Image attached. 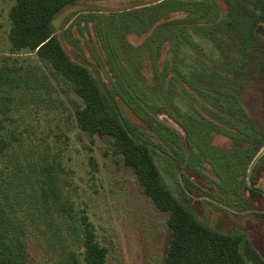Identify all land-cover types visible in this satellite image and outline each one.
Instances as JSON below:
<instances>
[{
	"label": "rangeland",
	"instance_id": "1",
	"mask_svg": "<svg viewBox=\"0 0 264 264\" xmlns=\"http://www.w3.org/2000/svg\"><path fill=\"white\" fill-rule=\"evenodd\" d=\"M152 1L155 0H79L53 17L52 29L69 58L87 66L110 90L105 56L122 64L124 73L137 72L146 87L156 89L171 107L187 111L190 107L176 97L181 89V73L201 91L198 81L219 76L218 66L222 62L211 43L202 37L207 31L206 22L179 33L164 24L163 6H142ZM193 1L211 4V0ZM13 3L14 0H0V68L15 71L31 86L20 82L17 89L0 91L1 96L12 99L7 103L8 113L0 114V146L2 140L9 144L0 151L2 177L14 181L17 174L26 188L37 189L36 178L43 177L41 167L49 165L62 193L73 205L74 226L79 228L78 217L84 210L97 241L107 248L106 264H162L169 242L167 214L143 195L134 172L123 165L121 158L111 155L108 138L89 137L80 131L69 87L53 79L34 54H10L7 13ZM178 17V13H173L167 20ZM157 72L160 77L155 78ZM141 89L140 86L134 91L144 98L147 93ZM244 107L264 124V87H252ZM152 110L146 108L147 115L154 120ZM158 115L163 123L185 135L166 115ZM128 117L138 124L134 117ZM194 121L184 120L191 132L189 146L202 153L207 151L208 159L218 163L212 173L218 177L219 189L225 192L223 178L228 173L231 179L237 178L234 162L225 171L233 153L231 139L209 131L217 130V124ZM200 127L207 130L205 135ZM136 133L141 137V133ZM211 171L212 168L199 173L184 164L173 168V176L181 179L174 190L170 188L172 195L203 225L241 236L242 252L251 243L264 257V198L243 202L239 195L228 199L216 197ZM257 188L264 191V177ZM56 225L64 236L62 245L43 225L39 230L29 226L28 264H60L63 248H72L80 262L82 248L72 238V226L62 220H56Z\"/></svg>",
	"mask_w": 264,
	"mask_h": 264
},
{
	"label": "trees",
	"instance_id": "2",
	"mask_svg": "<svg viewBox=\"0 0 264 264\" xmlns=\"http://www.w3.org/2000/svg\"><path fill=\"white\" fill-rule=\"evenodd\" d=\"M78 1L14 0L7 13L10 54H34L53 79L69 87L80 131L89 137L108 138L111 155L121 158L123 165L134 172L143 195L167 214L169 242L162 264H264V257L251 243L242 252L241 236L203 225L170 189L174 190L181 179L173 176V168L179 169L184 164L199 173L212 168V173L217 166L218 163L208 159L207 151L202 153L189 146L191 132L184 124L185 119L192 123L196 122L194 119L208 120L219 126L217 130L209 128L211 133L231 139L233 153L225 171L230 170L232 162L237 168L236 179H231L228 172L223 178L225 192L219 189L218 177L211 174L216 197L228 199L239 195L243 202L263 197L255 188L264 177V124L248 114L244 99L252 87H264V0H211L209 5L193 0H155L142 5L163 6L164 24L179 33L206 22L207 31L202 37L211 43L222 63L218 66L219 76L198 81L201 91L193 87L191 78L181 73L178 83L181 89L176 97L190 107L187 111L171 107L156 89L146 87L137 72L124 73L122 64L116 62L118 69L108 56L103 60L110 74L111 90L87 66L69 58L54 35L51 22L56 14ZM173 13L179 17L167 20ZM158 76L159 72L155 78ZM20 82L31 86L15 71L0 68V91L17 89ZM140 86L147 93L145 99L134 91ZM11 100L0 95V114L8 113L7 103ZM146 108L156 109L152 110L154 120L149 118ZM160 113L183 129L185 135L159 120ZM199 130L203 135L207 133L202 127ZM8 145L2 140L0 151ZM41 172L43 177L36 178L37 189L32 190L26 188L17 174L13 181L2 177L0 172V264H28L29 226L39 230L43 225L62 245L64 236L58 232L56 220L72 226V238L82 248L80 262L72 248H63L60 264H106L107 248L97 241L84 210L80 211L77 228L73 205L62 193L52 167H41Z\"/></svg>",
	"mask_w": 264,
	"mask_h": 264
},
{
	"label": "water",
	"instance_id": "3",
	"mask_svg": "<svg viewBox=\"0 0 264 264\" xmlns=\"http://www.w3.org/2000/svg\"><path fill=\"white\" fill-rule=\"evenodd\" d=\"M255 190H256L257 192H259V193L263 196V198H264V191H263V190L258 189V188H255Z\"/></svg>",
	"mask_w": 264,
	"mask_h": 264
}]
</instances>
